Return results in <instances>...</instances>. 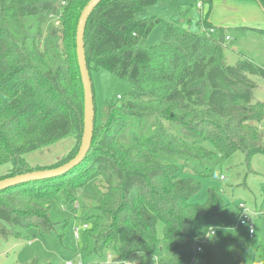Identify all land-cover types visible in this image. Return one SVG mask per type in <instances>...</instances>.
<instances>
[{"label":"trees","instance_id":"16d2710c","mask_svg":"<svg viewBox=\"0 0 264 264\" xmlns=\"http://www.w3.org/2000/svg\"><path fill=\"white\" fill-rule=\"evenodd\" d=\"M88 1L0 0V167L8 165L0 180L59 167L77 154L83 91L75 33ZM156 1L102 0L89 16V73L110 71L133 90L104 106L78 166L0 192V240L28 228L43 238L73 214L87 225L85 264H106L92 258L106 252L118 262L111 264H192L197 246L212 263L209 232L232 227L239 203L230 210L213 185L203 203L190 200L235 152L247 166L264 156V102L254 98L264 66L246 56L228 64L223 29L206 20L192 33L161 18H135ZM255 2L264 11V0ZM158 24L165 26L160 40L143 47ZM66 137L75 142L60 160L28 163V154ZM260 188L264 205V182ZM158 222L166 257L155 248ZM258 250L264 264V245Z\"/></svg>","mask_w":264,"mask_h":264},{"label":"rangeland","instance_id":"374dc122","mask_svg":"<svg viewBox=\"0 0 264 264\" xmlns=\"http://www.w3.org/2000/svg\"><path fill=\"white\" fill-rule=\"evenodd\" d=\"M135 18H161L192 33H199L202 29L200 22L207 20L209 24L222 28L224 36L229 37V40H225L223 50L228 64L233 65L241 56H246L264 66V13L254 0H157L154 5L137 13ZM164 27V24L156 25L142 40L141 45L151 47L157 44L163 35ZM90 77L95 121L99 124L104 106L116 101L118 97L126 99L133 86L127 80L104 69L91 71ZM255 81L258 83V89L254 98L264 102V81L258 78H255ZM74 142L72 137H66L41 151L28 154L26 159L31 166L47 167L68 154ZM7 168L8 165L1 166L0 175L5 174ZM214 174L213 180H200L201 189L191 198V203H203L207 189L213 185L221 189L230 210H235L238 203H243L253 212L264 209L260 188L264 182V156H253L250 166H247L243 154L237 151L225 159ZM219 175L223 176V180L219 179ZM73 226L81 225L73 214H69L68 225L64 227L59 223L43 238L34 228L16 230L19 231L20 237L0 240V264H29L33 261L41 264H85L91 257L84 251L82 239L75 240L73 237ZM251 226V236L248 234V227L237 224V218L232 227L215 229L211 264H258V248L264 245V216H252ZM162 227V223L158 222L156 234L159 242L155 248L159 257H166ZM108 255L109 252H106L102 258H92L94 261L100 259L106 263ZM192 264H205L203 256L196 253Z\"/></svg>","mask_w":264,"mask_h":264},{"label":"water","instance_id":"95a60500","mask_svg":"<svg viewBox=\"0 0 264 264\" xmlns=\"http://www.w3.org/2000/svg\"><path fill=\"white\" fill-rule=\"evenodd\" d=\"M101 1L102 0H89L82 9L76 26L75 53L83 91V129L77 154L70 161L59 167L48 170L34 171L0 180V192L7 188L22 185L31 181H42L62 176L68 173L74 167L78 166L87 155L93 138L95 106L91 77L85 58L84 31L89 16ZM258 6L260 7L259 4ZM260 9L263 11L261 7Z\"/></svg>","mask_w":264,"mask_h":264},{"label":"built area","instance_id":"2783aa9c","mask_svg":"<svg viewBox=\"0 0 264 264\" xmlns=\"http://www.w3.org/2000/svg\"><path fill=\"white\" fill-rule=\"evenodd\" d=\"M198 7H201L200 5H198ZM210 32H212V30H210ZM225 40H229V37L226 36ZM119 98V97H118ZM220 180H223V177H220ZM238 217H237V224L240 226H245L248 227V234L251 236L253 234V229L251 226V219L252 216H264V209L261 211H257V212H253L248 210L243 203H239L238 206ZM87 229V225H81L79 227L73 226L72 228V233H73V237L75 238V240H79L80 239V235L81 232H83L84 230ZM214 236L215 235V229H212L209 232V236ZM28 244H30V242H28ZM196 252L200 253L201 252V247L197 246L196 247ZM111 263H118L117 261H115L111 255H108V259L106 264H111ZM67 264H72L71 262H68ZM78 264H82V263H78Z\"/></svg>","mask_w":264,"mask_h":264},{"label":"crops","instance_id":"0c3cea01","mask_svg":"<svg viewBox=\"0 0 264 264\" xmlns=\"http://www.w3.org/2000/svg\"><path fill=\"white\" fill-rule=\"evenodd\" d=\"M207 21V20H206ZM208 22V21H207ZM212 25V24H211ZM213 27H217V26H214V25H212Z\"/></svg>","mask_w":264,"mask_h":264},{"label":"clouds","instance_id":"9594fccd","mask_svg":"<svg viewBox=\"0 0 264 264\" xmlns=\"http://www.w3.org/2000/svg\"><path fill=\"white\" fill-rule=\"evenodd\" d=\"M211 238H212V235H211ZM210 239V238H209Z\"/></svg>","mask_w":264,"mask_h":264}]
</instances>
